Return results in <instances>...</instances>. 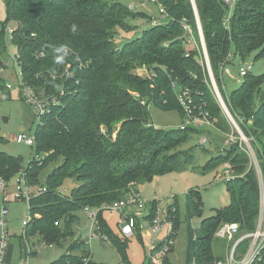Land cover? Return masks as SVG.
I'll use <instances>...</instances> for the list:
<instances>
[{"label":"trees","instance_id":"1","mask_svg":"<svg viewBox=\"0 0 264 264\" xmlns=\"http://www.w3.org/2000/svg\"><path fill=\"white\" fill-rule=\"evenodd\" d=\"M3 1L7 18L6 24L0 22V61L8 58L6 25L11 23L17 27L12 43L20 57L24 81L35 91L57 96L60 101L35 129L36 153L48 157L42 164L32 160L25 170L35 194L47 190L30 202V213L40 217L26 228L27 237L39 235L47 245L60 244L76 234L77 213L85 207L113 204L157 176L188 170L192 150L179 148L202 135L204 129H157L151 125L148 111L153 105L185 117L178 91H189L195 105L209 113L215 128L230 135L232 125L215 98L190 0H157L155 4L165 8L168 22L146 29L140 37L120 46L117 31L130 32L128 20L151 18L110 0ZM195 3L215 81L244 135L254 139L251 144L264 178V75L248 73L240 88L225 95L222 70L233 58L245 61L253 53H257L256 59L264 57V0L239 2L229 27L226 18L231 10L223 0ZM183 21L191 26L198 48H187ZM59 45H66L68 50L61 64L55 62L59 54L53 50ZM143 67L155 77H140L137 71ZM225 151V155L214 156L202 172L225 163L232 166L236 178L225 182L230 203L202 222L205 236H194V257L199 262L195 264L224 261L214 252L216 234L224 224H239L241 232L236 240L257 229L261 208L258 172L239 142L226 146ZM22 164L21 157L0 152V176L6 180L23 171ZM50 166L53 170L43 183V173ZM68 180H76L79 186L68 196L60 195L58 191ZM187 199L191 217L203 216L201 193L191 191ZM156 206V202L151 205L147 220ZM166 219L171 224L169 237L175 241L181 226L176 200L168 208ZM100 221L102 231L119 250L123 262L129 264V240L115 235L102 215ZM141 232L137 237L142 240ZM84 242L71 244L69 254L55 264H78L87 255ZM250 242L240 243L237 259L246 254ZM173 251L174 247L170 254ZM164 264H171L170 256ZM259 264H264V249Z\"/></svg>","mask_w":264,"mask_h":264},{"label":"rangeland","instance_id":"2","mask_svg":"<svg viewBox=\"0 0 264 264\" xmlns=\"http://www.w3.org/2000/svg\"><path fill=\"white\" fill-rule=\"evenodd\" d=\"M111 2H119L122 6L130 8L134 14L143 13L150 18L159 22V25H165L168 21L162 19L160 8L153 3H145L141 0H110ZM6 8L3 0H0V22L6 24ZM128 25L132 30L130 32L118 30L116 41L119 46L127 43L134 38L140 37L142 32L153 26V20L148 19H130ZM13 24H7L6 28L13 29ZM7 44L9 46V56L15 57L17 49L13 46L10 35L8 34ZM191 44L187 48H198L194 38H190ZM257 53H253L245 61L240 57L233 58L231 65L227 68L229 74L224 75L223 85L225 95H230L233 91L240 88L244 81V77L240 75L241 68L251 67L250 73L258 77L264 75V57L256 59ZM137 74L146 78L152 74L147 68H141ZM19 71L13 64L8 70L0 75L2 81L8 82L13 87L7 99L0 98V152L23 159L22 170L25 171L31 161L36 156V149L26 144H19L14 141V137L26 134H32L37 127L36 111L29 106L20 97ZM217 85V83H216ZM218 87V86H217ZM219 89V88H218ZM214 91V90H213ZM220 91V90H219ZM180 92V91H178ZM41 93V92H37ZM222 99L224 97L220 92ZM216 98V97H215ZM217 99V98H216ZM218 101V99H217ZM219 102V101H218ZM224 103L226 104L225 100ZM220 104V103H219ZM150 114L151 125L157 129L173 130L180 129L186 119L178 111L165 112L151 105L148 108ZM226 116V115H225ZM204 133L200 136H194L188 143L183 144L179 150H192L191 166L184 172H171L162 176L155 177L151 182L136 186L135 191L140 192V198L143 202L152 205L157 203V208L167 213L168 208L173 204L174 200L178 202L180 229L178 236L174 241V251L169 255L171 264H195L198 260L194 257V236L203 238L205 233L202 228V222L216 214V210L222 209L229 205L230 196L226 189V183L222 177L223 166L216 167L207 173H203V167L214 157L220 154L225 155L228 134L218 131L215 126L202 127ZM236 132L231 129V133ZM206 137L208 144L202 145V138ZM182 161L184 160L181 158ZM253 160L251 159V164ZM53 170V166L45 169L42 181L44 183L47 175ZM13 182V181H12ZM79 186L76 180H68L62 189L66 195H70L72 189ZM199 191L204 203L203 216L191 217L188 208L187 194L191 191ZM14 191L13 184L9 187L8 205L10 215L9 231L11 235L9 249L7 251V261L12 264H20L23 262L24 252L28 254L30 250L33 255L29 257L28 264H55L60 262L63 257L69 254L70 245L76 241H85L90 236V219L88 215L80 210L78 214L79 222L75 226V235L60 244L54 243L53 246L47 245L39 235L29 236L25 239V227L23 221L30 216V208L27 202H15L12 199ZM3 206L2 194L0 193V209ZM145 212H139L137 217L144 225ZM105 218L109 222L115 235L118 234L117 215L106 214ZM145 227V225H144ZM171 225L168 223L164 229L163 236L169 234ZM142 240L135 237L127 242L126 258L129 264H152L147 254V246L149 242L148 231L141 232ZM231 245L228 240L216 236L214 240L215 255L221 260L226 261L230 253ZM94 264H121L123 258L114 244L102 243L96 239L90 247ZM24 251V252H23ZM26 259V258H25ZM199 263V262H198Z\"/></svg>","mask_w":264,"mask_h":264},{"label":"built area","instance_id":"3","mask_svg":"<svg viewBox=\"0 0 264 264\" xmlns=\"http://www.w3.org/2000/svg\"><path fill=\"white\" fill-rule=\"evenodd\" d=\"M143 4L145 3H153L155 4L157 0H141ZM192 2V0H190ZM242 0H223L224 4L229 7L231 10L229 17L226 18L227 27L229 24L230 16L235 6L241 2ZM160 15L162 19L165 18L168 20V15L164 7L159 6ZM131 10L134 9L132 6ZM196 16V15H195ZM197 21V19H196ZM14 25V24H13ZM153 26H159V22L154 20ZM182 27L185 31V39L187 40V44H191L190 38L193 37V31L191 26L187 21L182 22ZM16 26H13V29L6 28L7 39L8 34L10 35V39H13L14 31L16 30ZM197 28L200 38L201 49L204 55V47L202 44L200 28L197 22ZM32 37H36L33 35ZM195 41V39H194ZM196 42V41H195ZM204 63L206 65V59L204 55ZM14 65L18 68L19 71V86H20V97L31 106L37 114V127L43 124V120L46 116H48L52 108L58 106L60 104L59 98L54 95L47 96L44 92L37 93L35 89L24 81V74L21 68V62L19 55L15 57H10L8 53V58L5 61H0V75L4 74L10 65ZM207 67V65H206ZM208 70V69H207ZM224 70V74H229L228 68L225 66L222 67ZM251 67L241 68L240 75L245 77L248 73H250ZM154 74L148 75L146 78L152 79L154 78ZM56 79V77H54ZM173 87L177 88V85L174 84ZM213 87V85H212ZM217 87V85H216ZM218 88V87H217ZM13 90V87L8 82L0 80V98L7 99L9 97V93ZM61 95L63 96L64 90L61 88ZM214 90V88H213ZM219 91V89H218ZM218 93V92H217ZM215 97L218 99L224 114L226 115L228 121L236 130L231 135H228L227 145L232 143L240 144V147L249 155V157L253 160V165L258 172L259 181H260V190H261V208L260 215L258 219V225L255 233L246 234L242 236L240 239H235L240 234V226L239 224H224L216 236L226 239L229 241L231 248L230 253L227 257L226 261H220L216 264H259L262 261V251L264 249V178L262 176V172L260 170L259 163L257 161L255 151L252 147V141L254 139H248L240 127L238 126L236 120L233 115L229 111L227 105L224 103L222 96L219 91V98L214 91ZM177 98L184 110L185 113V123H183L181 129H186L189 126H194L196 128L199 127H213L214 122L210 119V115L207 111H204L202 107H198L195 105L194 100L189 91H180L177 93ZM223 103V104H222ZM143 104H145L143 102ZM237 133V135H236ZM14 141L19 144H26L30 147L36 148L37 141L35 131L30 134H21L14 137ZM202 145H206L209 143L206 137L202 138ZM49 154H37L33 160L37 161L39 164H42L44 159L48 157ZM225 182H230L236 178L234 175L232 166L229 163H225L223 165L222 177ZM13 181V182H12ZM13 184L14 191L12 194V199L15 202H27L30 205V202L33 198L46 193V189H41L38 193H34L32 186L29 184V177L26 171H21L15 178L11 181L6 180L4 177L0 176V193L2 194V202L3 206L0 209V264H12L7 261V251L10 245V231H9V215L10 211L8 205L10 203L9 199V187ZM58 193L60 195H66L65 191L61 188ZM30 208V207H29ZM151 205L145 203L140 198V192L134 191L130 192L125 199L117 201L113 204L103 205L100 207H85L83 211L88 215L90 219V236L88 240H85V247L87 250V255L82 256L81 261L78 264H94L92 253L90 250L91 244L94 240L98 239L103 244H112L110 237L102 231L100 217L101 215L105 217L106 214L117 215L118 222L116 224L118 229V234L127 240H132L138 236L139 232L148 231L149 234V242L147 246V254L152 264H164L167 257L170 255V252L173 248L174 241L169 237L172 232L163 236L164 229L166 225L169 223L166 219V212L158 209L156 207L155 212L150 220L147 218L151 215ZM139 212H145L146 216L144 218V225L141 224V221L138 219L137 215ZM40 216H33L30 213V216L23 221V226L25 228L28 227L35 219ZM139 221V224H138ZM56 226H59V222L55 223ZM171 225V224H170ZM26 229H25V239H26ZM196 238V237H195ZM250 239V246L246 252V254L239 260L236 257V251L238 246L244 240ZM233 244V245H232ZM52 246V245H51ZM24 252V251H23ZM32 250L28 254L24 252L23 254V262L20 264H28L26 260L31 256ZM26 258V259H25ZM70 264V262L68 263ZM121 264H126L125 262Z\"/></svg>","mask_w":264,"mask_h":264},{"label":"water","instance_id":"4","mask_svg":"<svg viewBox=\"0 0 264 264\" xmlns=\"http://www.w3.org/2000/svg\"><path fill=\"white\" fill-rule=\"evenodd\" d=\"M191 3L193 5L194 11H195V15H196V19H197V22H198V26L200 28V34H201L200 37L202 39V44H203V47H204V55H205V59H206V65H207V69H208V72H209L211 84L213 85L214 91L216 92V95L219 98V95H218L219 91H218V88L216 87V81H215V77H214V74H213V71H212V68H211V63H210V59H209V55H208V51H207V47H206L204 33H203V29H202V25H201V21H200V17H199V13H198V10H197V6H196V3H195V0H192Z\"/></svg>","mask_w":264,"mask_h":264},{"label":"clouds","instance_id":"5","mask_svg":"<svg viewBox=\"0 0 264 264\" xmlns=\"http://www.w3.org/2000/svg\"><path fill=\"white\" fill-rule=\"evenodd\" d=\"M76 30H77V26L75 24L72 25V31L75 32ZM53 50L55 53L59 54L55 57V62L57 64L63 63L65 58L68 55L67 46L66 45H59V46H56Z\"/></svg>","mask_w":264,"mask_h":264},{"label":"crops","instance_id":"6","mask_svg":"<svg viewBox=\"0 0 264 264\" xmlns=\"http://www.w3.org/2000/svg\"><path fill=\"white\" fill-rule=\"evenodd\" d=\"M151 20H153V21H154V19H152V18H151ZM138 192H139V190H138ZM23 259H24V258H23Z\"/></svg>","mask_w":264,"mask_h":264}]
</instances>
